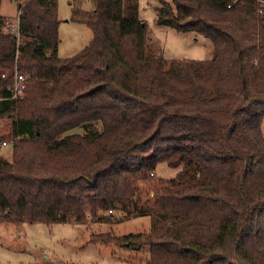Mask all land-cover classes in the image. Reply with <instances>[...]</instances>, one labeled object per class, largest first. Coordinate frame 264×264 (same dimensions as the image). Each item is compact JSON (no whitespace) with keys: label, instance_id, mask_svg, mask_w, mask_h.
Masks as SVG:
<instances>
[{"label":"trees","instance_id":"trees-1","mask_svg":"<svg viewBox=\"0 0 264 264\" xmlns=\"http://www.w3.org/2000/svg\"><path fill=\"white\" fill-rule=\"evenodd\" d=\"M80 1H70L71 20L92 37L64 58L57 0L18 3L15 32L0 14V120L11 121L0 140L12 149L0 155V223L149 214L147 233L89 241L148 245L145 264H264L258 2L159 0L158 24L212 43L209 60L168 61L147 43L138 0H92L90 11ZM15 70L28 80L11 98ZM78 126L83 133H67ZM160 162L177 173L144 191Z\"/></svg>","mask_w":264,"mask_h":264},{"label":"rangeland","instance_id":"rangeland-1","mask_svg":"<svg viewBox=\"0 0 264 264\" xmlns=\"http://www.w3.org/2000/svg\"><path fill=\"white\" fill-rule=\"evenodd\" d=\"M26 0H0V14L7 17L14 26L18 3ZM71 0H57L58 56H72L79 52L92 37L91 27L71 20ZM170 1V0H166ZM159 0H138L139 18L147 27V43L159 47L166 60L194 59L209 60L212 56V43L203 35L193 31L181 32L156 22ZM77 7L90 11L92 0H81ZM10 119L0 120V139L10 136ZM264 134V116L261 119ZM83 126L75 127L67 133H83ZM7 140V139H6ZM2 141L0 140V143ZM11 145L1 146L0 155L10 159ZM178 168H171L164 162L157 164L153 180L141 185L149 192L158 178L174 176ZM150 196L153 194L150 192ZM110 214L109 212H107ZM117 217L120 212L113 211ZM113 215V214H112ZM114 217V216H112ZM151 216L136 215L96 222L86 214L82 222H2L0 223V264H145L149 259V246L139 250L126 249L101 242H90V236L99 233L127 235L147 233L150 230Z\"/></svg>","mask_w":264,"mask_h":264},{"label":"built area","instance_id":"built-area-1","mask_svg":"<svg viewBox=\"0 0 264 264\" xmlns=\"http://www.w3.org/2000/svg\"><path fill=\"white\" fill-rule=\"evenodd\" d=\"M244 0H226V7L231 8L233 5H235L238 2H242ZM258 2V9L257 12L259 15L264 14V0H255ZM9 29L11 32H15L14 26L9 25ZM4 76V75H2ZM28 80V75L24 73H18L16 70L13 74L12 78V84L9 87V91L11 94V98H18L21 96L26 88V82ZM1 146H6V142L2 141ZM109 213H112V210H108Z\"/></svg>","mask_w":264,"mask_h":264}]
</instances>
